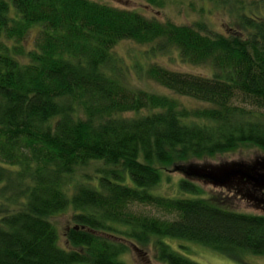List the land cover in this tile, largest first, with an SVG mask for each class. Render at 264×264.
Listing matches in <instances>:
<instances>
[{
  "label": "trees",
  "instance_id": "16d2710c",
  "mask_svg": "<svg viewBox=\"0 0 264 264\" xmlns=\"http://www.w3.org/2000/svg\"><path fill=\"white\" fill-rule=\"evenodd\" d=\"M237 24L245 37L90 0H0V264H125L124 243L152 244L162 264H197L171 240L264 257V214L199 196L191 174L195 162L243 146L264 153V18L240 14ZM122 41L209 65V79L158 65L145 72L199 107L122 84L111 53ZM165 172L187 178L176 196L159 191ZM237 177L241 189H231L264 206L262 191ZM66 211L61 246L51 219Z\"/></svg>",
  "mask_w": 264,
  "mask_h": 264
},
{
  "label": "rangeland",
  "instance_id": "374dc122",
  "mask_svg": "<svg viewBox=\"0 0 264 264\" xmlns=\"http://www.w3.org/2000/svg\"><path fill=\"white\" fill-rule=\"evenodd\" d=\"M90 1L120 10L137 12L147 19H154L161 23L169 22L176 26L192 27L202 23L209 35L218 34L226 37L233 35L245 37V31H242L237 24L240 14L246 17L254 15L264 18V0H163V5L160 8L152 7L143 0ZM37 32L38 29L33 28L27 33L22 41L24 51L33 49ZM111 53L115 61L113 64L114 74L122 84L134 90L167 94L177 99L187 109L197 108L199 104L189 98L172 95L149 80L145 75L147 68L151 65H158L169 71L206 79L212 78L214 74V70L207 64L193 65L185 62L175 48L166 47L163 51H157L155 42L139 45L130 41H122L112 49ZM260 164L264 166V153L255 147L243 146L215 159L195 162L194 165L197 168L191 174L198 178L192 179V181L200 191L199 196L203 198L213 194L224 200V203L230 206L233 211L242 214L261 215L264 214V206L255 205L256 203L254 204L253 201L239 196L231 189L232 186H236L237 190L241 189L239 188L240 184L235 182L238 177L226 176L227 170L245 169V167ZM164 175H168V177L166 176L165 179ZM164 175H162V185L159 191L165 196H176L178 194L176 182L184 176L177 172H165ZM128 182L129 178H127L126 183ZM154 193L158 194L155 191ZM148 211L151 214L155 213ZM70 217L71 211H66L51 219L59 234L61 246H63L62 233L66 227L70 226ZM168 243L173 251L197 264H264V257L262 256L240 253L237 257L230 258L195 243L175 240ZM124 244L128 251L121 259L125 264H162L157 261L152 244H148L146 247L140 246V248H134L128 243Z\"/></svg>",
  "mask_w": 264,
  "mask_h": 264
},
{
  "label": "water",
  "instance_id": "95a60500",
  "mask_svg": "<svg viewBox=\"0 0 264 264\" xmlns=\"http://www.w3.org/2000/svg\"><path fill=\"white\" fill-rule=\"evenodd\" d=\"M227 177L239 176L246 179L251 185L264 194V167L258 170L248 171L244 169H230L226 171Z\"/></svg>",
  "mask_w": 264,
  "mask_h": 264
}]
</instances>
